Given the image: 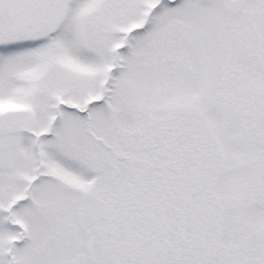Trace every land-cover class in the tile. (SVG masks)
<instances>
[{
  "label": "snow or ice",
  "instance_id": "6c2138e0",
  "mask_svg": "<svg viewBox=\"0 0 264 264\" xmlns=\"http://www.w3.org/2000/svg\"><path fill=\"white\" fill-rule=\"evenodd\" d=\"M0 264H264V0H0Z\"/></svg>",
  "mask_w": 264,
  "mask_h": 264
}]
</instances>
